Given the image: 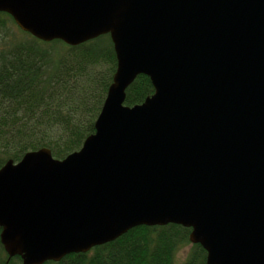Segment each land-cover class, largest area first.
Instances as JSON below:
<instances>
[{"label":"water","instance_id":"water-1","mask_svg":"<svg viewBox=\"0 0 264 264\" xmlns=\"http://www.w3.org/2000/svg\"><path fill=\"white\" fill-rule=\"evenodd\" d=\"M0 13L43 43L108 35L115 57L78 151L0 166L7 261L176 225L205 264H264V0H0ZM137 76L153 93L125 106Z\"/></svg>","mask_w":264,"mask_h":264},{"label":"trees","instance_id":"trees-1","mask_svg":"<svg viewBox=\"0 0 264 264\" xmlns=\"http://www.w3.org/2000/svg\"><path fill=\"white\" fill-rule=\"evenodd\" d=\"M13 24L0 13V33L8 28L19 39L0 44V166L41 148L62 160L94 131L115 70L111 42L104 35L76 47L43 43ZM152 93L148 78L137 76L123 105L141 104ZM188 234L176 225L136 227L87 253L45 264H205V252L189 243ZM0 264H20V259L7 261L0 245Z\"/></svg>","mask_w":264,"mask_h":264},{"label":"rangeland","instance_id":"rangeland-1","mask_svg":"<svg viewBox=\"0 0 264 264\" xmlns=\"http://www.w3.org/2000/svg\"><path fill=\"white\" fill-rule=\"evenodd\" d=\"M4 31H6V33H0V39H2V40H0V44L3 43V42L5 43V42H8V41H12V40L14 41V40L17 39L16 37L15 38L11 37V34L14 33L11 29H8V28L6 29L5 28ZM17 40H19V39H17ZM184 255H185V251L180 253V255L178 256V262H180L185 257Z\"/></svg>","mask_w":264,"mask_h":264}]
</instances>
